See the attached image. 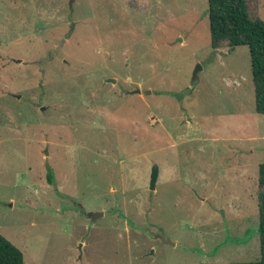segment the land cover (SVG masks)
<instances>
[{
    "label": "rangeland",
    "instance_id": "rangeland-1",
    "mask_svg": "<svg viewBox=\"0 0 264 264\" xmlns=\"http://www.w3.org/2000/svg\"><path fill=\"white\" fill-rule=\"evenodd\" d=\"M262 163L249 49H211L207 0H0V234L24 264L255 261Z\"/></svg>",
    "mask_w": 264,
    "mask_h": 264
},
{
    "label": "trees",
    "instance_id": "trees-1",
    "mask_svg": "<svg viewBox=\"0 0 264 264\" xmlns=\"http://www.w3.org/2000/svg\"><path fill=\"white\" fill-rule=\"evenodd\" d=\"M258 0H207L210 47L217 51L226 44L229 50L239 46L249 49L254 94V110L264 115V21L251 15ZM53 184V175L47 172ZM257 212L259 258L252 262L230 264H264V163L257 170ZM0 264H24L21 251L0 234Z\"/></svg>",
    "mask_w": 264,
    "mask_h": 264
},
{
    "label": "water",
    "instance_id": "water-1",
    "mask_svg": "<svg viewBox=\"0 0 264 264\" xmlns=\"http://www.w3.org/2000/svg\"><path fill=\"white\" fill-rule=\"evenodd\" d=\"M178 41H180V39H178ZM195 79H196V71L193 74V80H195ZM104 82L105 83H114L115 81H114V79L107 78L104 80ZM131 93L132 94H139L140 90L136 89V90L132 91ZM157 177H158V167L156 164H153L151 166L150 176H149V190L150 191L154 190ZM102 215H103L102 212H88V213L84 214V216L91 221L96 220L98 217H101ZM156 238H158L164 244L172 245V243L165 238L162 231H159V234L156 235Z\"/></svg>",
    "mask_w": 264,
    "mask_h": 264
}]
</instances>
